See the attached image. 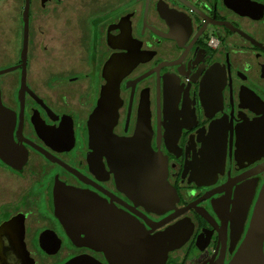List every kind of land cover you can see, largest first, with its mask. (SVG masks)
Returning <instances> with one entry per match:
<instances>
[{
    "label": "flooded vegetation",
    "instance_id": "af4514ba",
    "mask_svg": "<svg viewBox=\"0 0 264 264\" xmlns=\"http://www.w3.org/2000/svg\"><path fill=\"white\" fill-rule=\"evenodd\" d=\"M10 2L0 260L229 264L264 189V0Z\"/></svg>",
    "mask_w": 264,
    "mask_h": 264
},
{
    "label": "water",
    "instance_id": "95a60500",
    "mask_svg": "<svg viewBox=\"0 0 264 264\" xmlns=\"http://www.w3.org/2000/svg\"><path fill=\"white\" fill-rule=\"evenodd\" d=\"M27 16L28 15L26 11L25 17ZM9 70L10 69L2 70L0 71V73ZM106 98L107 95L105 92L103 93V96L99 102V104L101 105V107L99 106L100 108H103L104 104L106 103ZM96 119L97 120L99 119L98 114L92 115L91 122L93 123ZM56 205L58 206L61 205L59 199H57ZM10 222L5 223L4 225ZM263 242H264V189H263L262 197L260 198L255 208L247 234L237 254L229 264H264ZM0 262L1 264H7V262L4 259L0 260Z\"/></svg>",
    "mask_w": 264,
    "mask_h": 264
},
{
    "label": "rangeland",
    "instance_id": "374dc122",
    "mask_svg": "<svg viewBox=\"0 0 264 264\" xmlns=\"http://www.w3.org/2000/svg\"><path fill=\"white\" fill-rule=\"evenodd\" d=\"M10 1L11 0H0V6L1 7H4V6L9 7L10 6V3H11ZM10 8L11 7H9V9H6L4 11V14L7 17H9V15H11L13 13V11H11ZM4 62H6V64H8V63L10 64V59L5 60ZM7 75H11V74H7ZM5 182H6V179L4 178V176L3 175H0V184H4ZM1 193L2 192L0 191V194ZM9 199H10V195H6V196L2 195V196H0V202L1 203L4 202V201H7Z\"/></svg>",
    "mask_w": 264,
    "mask_h": 264
}]
</instances>
